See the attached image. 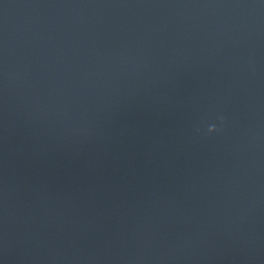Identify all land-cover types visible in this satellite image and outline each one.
Listing matches in <instances>:
<instances>
[{
	"label": "water",
	"instance_id": "1",
	"mask_svg": "<svg viewBox=\"0 0 264 264\" xmlns=\"http://www.w3.org/2000/svg\"><path fill=\"white\" fill-rule=\"evenodd\" d=\"M0 264H264V0H0Z\"/></svg>",
	"mask_w": 264,
	"mask_h": 264
},
{
	"label": "clouds",
	"instance_id": "2",
	"mask_svg": "<svg viewBox=\"0 0 264 264\" xmlns=\"http://www.w3.org/2000/svg\"><path fill=\"white\" fill-rule=\"evenodd\" d=\"M214 130H215V129H214V126L209 127V129H208L209 132H212V131H214Z\"/></svg>",
	"mask_w": 264,
	"mask_h": 264
}]
</instances>
